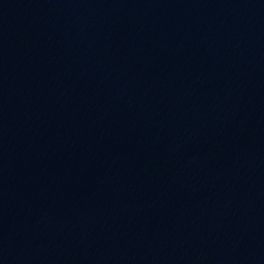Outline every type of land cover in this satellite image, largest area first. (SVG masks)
Instances as JSON below:
<instances>
[{"label":"water","instance_id":"obj_1","mask_svg":"<svg viewBox=\"0 0 264 264\" xmlns=\"http://www.w3.org/2000/svg\"><path fill=\"white\" fill-rule=\"evenodd\" d=\"M0 264H264V0H0Z\"/></svg>","mask_w":264,"mask_h":264}]
</instances>
